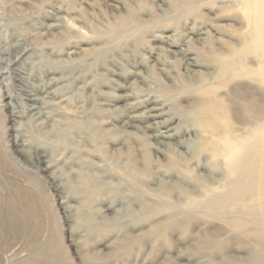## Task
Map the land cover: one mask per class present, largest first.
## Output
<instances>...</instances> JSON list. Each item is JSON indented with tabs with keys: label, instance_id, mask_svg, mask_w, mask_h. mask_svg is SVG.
Here are the masks:
<instances>
[{
	"label": "rangeland",
	"instance_id": "374dc122",
	"mask_svg": "<svg viewBox=\"0 0 264 264\" xmlns=\"http://www.w3.org/2000/svg\"><path fill=\"white\" fill-rule=\"evenodd\" d=\"M242 13L241 0H0V196L18 205L0 216V248L37 264H264L250 205L188 201L225 191L229 177L222 157L195 149L206 134L184 112L212 90L236 128L250 116L246 79L219 85L214 64L241 46ZM152 104L169 141L140 121Z\"/></svg>",
	"mask_w": 264,
	"mask_h": 264
},
{
	"label": "bare ground",
	"instance_id": "6f19581e",
	"mask_svg": "<svg viewBox=\"0 0 264 264\" xmlns=\"http://www.w3.org/2000/svg\"><path fill=\"white\" fill-rule=\"evenodd\" d=\"M241 4L243 10L242 16L247 28V30L241 35V46L237 48L234 46L235 49L229 52L230 55H228L227 53V57L216 59L214 61V64L217 70L216 78H219L220 80L219 85L223 83L225 84L229 80L236 81L237 79L234 78L238 77L241 79H246L249 88V90L246 89V94H248V91H250L249 96H251L249 102H246V104H248L247 106L249 108L250 116L247 115L249 116V118L242 119V122H240L241 128H236L233 125V120L231 119V112L228 108V105L223 104L224 101L223 103L215 101L212 90H205L203 92V95H205L207 98L208 96L210 97V102L209 100L202 102L201 104L195 105L193 108H190L189 110H186L184 112L186 116L189 115L190 117H192L193 121L197 125H199L202 128L203 133L206 134L204 135V138L202 136V139L201 137H196V141L197 138H199V140L197 142L194 141L195 149L198 151V153L201 150H204L206 153L207 150L212 156H219L217 157L218 159L222 157L224 167L226 168L229 177V182L226 183V185L228 184L227 189L225 191L221 190L219 191L220 193L216 194L206 193L205 190L207 192H209V190H207L208 188H205L204 183L200 181L198 184L201 185L203 191L205 192L204 194L201 193V195H204V197L202 199L196 198L195 191L193 193L195 195L189 196L190 200L188 201H190V208H198L200 207L199 205L204 204L209 209H221V207L233 206L238 207L244 204H248L250 205V210L253 217L256 219L255 222L264 225V93H260L261 91H264V0H241ZM248 53H253L254 62L250 60L251 56L249 57L250 59L248 58ZM187 59L190 60L191 63L192 58L189 55ZM188 62L189 61H187V63ZM217 83L218 82L216 81V84ZM234 83L232 82V84ZM232 86L235 87L236 85ZM208 88H210V85ZM236 88H238V85L236 86ZM26 92L27 93L25 95L27 96V98H25L28 101L35 102V100H37L36 93H33V91ZM214 92L217 93L216 91ZM254 94H256V96L259 98L257 99V101L260 100L259 104H261L259 105L256 102V108L253 107L250 102L251 99H255L253 96ZM5 96L8 98L7 104L8 106H10V115L12 117H16V110L14 106L15 98L12 94H7ZM245 96L246 95H244V97ZM246 98L247 97H245L244 100ZM1 101L2 98L0 97V107L3 105L1 104ZM231 101L233 100H230V102ZM227 103L229 104V102ZM35 104L30 103V106L32 107V110L37 111V109L39 108L36 107ZM160 109L161 108L158 106V104H152L148 109L145 118L140 121H143L145 123L144 127L148 130L150 129V132L152 133L151 135L155 137L156 140L158 138H163L169 141V139H172L174 137V134L170 132L172 129L168 128L169 123H165L164 121H149L150 119L155 120L157 116L161 115ZM38 111L36 112V114H41ZM190 117L187 118L190 119ZM135 118L136 117L133 116V120ZM201 134L202 133H200V135ZM16 142L19 151H21L22 153H28L29 155H27L30 158H35V161H37L39 164L45 162L46 156L44 151H38L37 148H31V146L29 145L23 146L24 140L22 139H19V141ZM170 159L172 161L173 158ZM175 163L176 162H174V164ZM3 169H5V167ZM72 180L74 179L72 178ZM196 186L198 188V185ZM55 187H59V185L55 184ZM222 187L225 189V185ZM198 191L197 194L201 192ZM21 193L23 194L24 201H26L27 203L25 209L28 212L29 203L34 205L35 195H33V193L28 189H24ZM162 193H164V189ZM199 195L200 194H198L197 197H199ZM162 205H158V208L160 209ZM166 206L168 205L166 204ZM17 208L18 205L16 201H14V197L7 195L0 196V216H2L4 219L11 220V218L17 214ZM150 211L151 210H149V212ZM262 245L264 247V243ZM36 260V254L29 255V253L27 254L17 245H15L14 247H9L8 245H6L4 249L0 248V264H37Z\"/></svg>",
	"mask_w": 264,
	"mask_h": 264
}]
</instances>
